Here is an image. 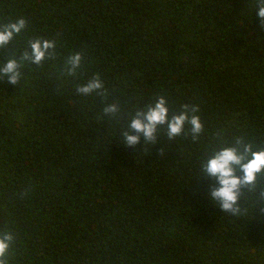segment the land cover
Masks as SVG:
<instances>
[{"label": "trees", "instance_id": "trees-1", "mask_svg": "<svg viewBox=\"0 0 264 264\" xmlns=\"http://www.w3.org/2000/svg\"><path fill=\"white\" fill-rule=\"evenodd\" d=\"M18 17L28 27L0 66L34 39L57 47L25 62L18 85L0 79L6 264H264V173L242 187L236 215L211 200L218 185L204 173L223 148L264 149L256 0H0V27ZM97 73L106 97L76 92ZM159 95L170 117L197 106L203 133L186 124L170 139L165 125L154 144L127 146L129 121Z\"/></svg>", "mask_w": 264, "mask_h": 264}, {"label": "clouds", "instance_id": "clouds-1", "mask_svg": "<svg viewBox=\"0 0 264 264\" xmlns=\"http://www.w3.org/2000/svg\"><path fill=\"white\" fill-rule=\"evenodd\" d=\"M258 17L264 25V0H256ZM28 27L26 18L18 17L15 21L4 24L0 27V48L11 43ZM57 44L53 40L34 39L29 44V51H25L18 59L11 58L0 66V79H5L7 84L18 85L20 83V68L25 62L34 65H42L44 61L55 56ZM84 56L80 51H74L65 61L67 75L75 77L77 70L81 68ZM76 92L84 96L97 93L106 97L104 82L99 73L82 86L76 88ZM121 111L119 103H111L103 108V114L110 119H115ZM197 106L189 109L188 105L183 106L179 115H169L168 101L164 96L159 95L154 102L146 106V110H138L135 116L128 123V131L122 133L123 140L127 146L134 148L143 138L146 144H154L157 140V133L161 126L167 127L168 137L175 138L183 134L186 124L190 126L191 132L198 137L204 131V124L199 115ZM237 144L241 141L237 140ZM242 151L238 147H226L217 152L204 165V173L209 178H214L218 187L210 192V198L218 202L222 211L236 215L240 191L244 186L254 185L257 177L264 173V149L253 150L251 144L244 143ZM239 171V174H238ZM13 237L11 234L0 236V264H6L4 257L8 252Z\"/></svg>", "mask_w": 264, "mask_h": 264}]
</instances>
